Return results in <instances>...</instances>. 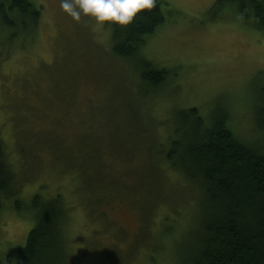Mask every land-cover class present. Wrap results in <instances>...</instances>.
I'll use <instances>...</instances> for the list:
<instances>
[{
    "label": "rangeland",
    "instance_id": "rangeland-1",
    "mask_svg": "<svg viewBox=\"0 0 264 264\" xmlns=\"http://www.w3.org/2000/svg\"><path fill=\"white\" fill-rule=\"evenodd\" d=\"M30 1L42 7L35 38L0 45V139L18 179L2 200L0 264L26 244L37 195L66 208L65 264H183L203 198L167 158L191 130L181 113L197 108L210 126L225 110L264 153V30L240 0H162L164 23L125 60L107 23ZM142 61L166 72L161 85L142 81Z\"/></svg>",
    "mask_w": 264,
    "mask_h": 264
},
{
    "label": "trees",
    "instance_id": "trees-1",
    "mask_svg": "<svg viewBox=\"0 0 264 264\" xmlns=\"http://www.w3.org/2000/svg\"><path fill=\"white\" fill-rule=\"evenodd\" d=\"M162 5V0H155L151 10L127 26L106 22L113 30L115 57L135 59L146 39L164 23ZM237 7L245 19L252 15L254 25L264 30V0H240ZM41 20L42 7L30 0H0V45L35 38ZM142 68L143 82L159 86L165 81L166 72L155 70L150 62L142 61ZM216 113L207 126L197 108L182 112L191 130L185 127L183 139L173 140L167 155L172 162L180 161L186 178L202 190L195 240L186 249L183 264H264V153L234 136L227 111ZM257 117L264 127V104ZM16 182L17 172L0 139V213L2 200L14 195ZM33 207L36 224L26 244L16 249L14 264H65L63 201L59 196L42 200L37 195Z\"/></svg>",
    "mask_w": 264,
    "mask_h": 264
},
{
    "label": "clouds",
    "instance_id": "clouds-1",
    "mask_svg": "<svg viewBox=\"0 0 264 264\" xmlns=\"http://www.w3.org/2000/svg\"><path fill=\"white\" fill-rule=\"evenodd\" d=\"M154 5L155 0H60V7L77 22L83 14L100 24L119 26L130 25Z\"/></svg>",
    "mask_w": 264,
    "mask_h": 264
}]
</instances>
